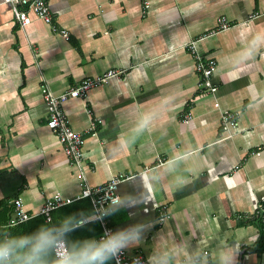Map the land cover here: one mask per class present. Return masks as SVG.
<instances>
[{
	"label": "crops",
	"instance_id": "1",
	"mask_svg": "<svg viewBox=\"0 0 264 264\" xmlns=\"http://www.w3.org/2000/svg\"><path fill=\"white\" fill-rule=\"evenodd\" d=\"M149 3L145 10L141 0H50L66 40L31 13L20 28L0 0V230L12 227L17 198L35 214L54 194L73 198L83 182L98 187L123 174L130 179L120 183L107 225L141 229L128 254L148 264H224L239 252L238 264H264L255 219L264 197V0ZM220 18L233 26L196 45L216 61L211 96L186 46ZM108 70L122 74L62 106L84 139L77 167L46 125L42 89L60 94ZM221 111L237 116L231 134ZM163 205L169 217L159 223ZM97 228L83 224L74 239L98 238Z\"/></svg>",
	"mask_w": 264,
	"mask_h": 264
},
{
	"label": "built area",
	"instance_id": "2",
	"mask_svg": "<svg viewBox=\"0 0 264 264\" xmlns=\"http://www.w3.org/2000/svg\"><path fill=\"white\" fill-rule=\"evenodd\" d=\"M50 0H3L12 10L14 20L20 28H24L30 23L29 14H33L36 18L51 26L52 30L59 34L62 38L68 40L69 33L65 29L56 27L53 24V16L49 7ZM143 8L146 10L150 7L149 0H141ZM254 16V15H253ZM251 16V17H253ZM233 26L225 18H220L218 26L207 33L190 40L186 48L190 51L194 61L196 74L199 77V87L206 94L214 96L217 87L212 82V76L216 71V61L211 58L202 57L197 51V43L214 36L220 32H224ZM122 71L108 70L101 76L95 78H86L78 84L67 88L60 94H53L42 89L44 102L47 106V127L56 137L58 144L61 146L63 153L71 164L79 167L82 162V148L84 139L81 135L75 132L62 109L63 104L69 99H84L88 92L94 88L103 86L111 78L118 77ZM214 108L219 109V103L214 102ZM191 120L190 115L183 117V123L188 124ZM220 124L225 133L230 132L237 127L236 114L229 111L220 112ZM95 128V123L92 122L90 130ZM259 153H257L258 155ZM130 179V177L119 174L111 178L107 183L98 187H90L86 182L82 183L80 193L73 198H65L60 194H54L52 197L45 200L40 210L35 214H28L24 211L22 202L19 198L13 201L14 218L10 222V226H15L30 220L33 217L41 216L46 223L51 222V214L57 209L70 205L82 199H88L93 208V215L89 218L81 219L80 224L95 222L101 228V233L113 231L107 225V218L113 213L115 207L120 203L121 198L118 192V187L121 182ZM264 197L260 198L258 211L255 213L260 228L264 230ZM168 208L163 205L158 213L157 221L159 223L168 219ZM100 233V234H101ZM100 236V235H99ZM98 236V237H99ZM63 247V246H61ZM114 264H148L147 260L141 254H128L123 250L118 256L113 258Z\"/></svg>",
	"mask_w": 264,
	"mask_h": 264
},
{
	"label": "clouds",
	"instance_id": "3",
	"mask_svg": "<svg viewBox=\"0 0 264 264\" xmlns=\"http://www.w3.org/2000/svg\"><path fill=\"white\" fill-rule=\"evenodd\" d=\"M80 226V219L74 216L51 226L41 223L32 233L0 243V264H48L49 256H54V264H109L124 249L138 246L140 240L139 227L104 232L98 238L69 240ZM238 255L239 252L227 255L224 264H238Z\"/></svg>",
	"mask_w": 264,
	"mask_h": 264
},
{
	"label": "trees",
	"instance_id": "4",
	"mask_svg": "<svg viewBox=\"0 0 264 264\" xmlns=\"http://www.w3.org/2000/svg\"><path fill=\"white\" fill-rule=\"evenodd\" d=\"M67 213L69 216H74L77 217L78 219H83L87 216H89L92 213V208L90 205V202L88 199H82L80 201L74 202L71 205L65 206L63 208H60L51 214V222L47 223L48 225H55L58 224L60 221V215ZM45 223L43 217L37 216L34 218H31L30 220L12 226L8 227L7 230H0V243H8L11 242V236L13 238L14 234H28L30 231L33 230V228L37 227L39 224ZM89 226H95L94 223H90ZM81 226L78 228L76 232H79ZM71 233L69 236V240H75L74 239V234L76 233ZM100 234V230L97 228L96 232H93L92 235H97V237ZM6 236V238H5ZM82 238H85L86 236H81ZM81 238V239H82ZM14 264H18V262H14ZM48 264H50V261L48 260ZM53 264H54V256H53Z\"/></svg>",
	"mask_w": 264,
	"mask_h": 264
}]
</instances>
